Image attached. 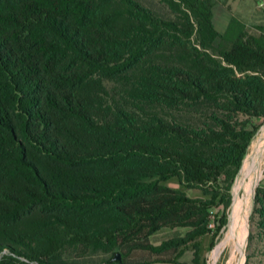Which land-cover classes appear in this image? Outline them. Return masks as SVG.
Returning a JSON list of instances; mask_svg holds the SVG:
<instances>
[{
    "label": "trees",
    "instance_id": "obj_1",
    "mask_svg": "<svg viewBox=\"0 0 264 264\" xmlns=\"http://www.w3.org/2000/svg\"><path fill=\"white\" fill-rule=\"evenodd\" d=\"M212 7L0 0V264L197 261L264 121V25L219 34ZM249 218L264 246L262 187Z\"/></svg>",
    "mask_w": 264,
    "mask_h": 264
},
{
    "label": "rangeland",
    "instance_id": "obj_2",
    "mask_svg": "<svg viewBox=\"0 0 264 264\" xmlns=\"http://www.w3.org/2000/svg\"><path fill=\"white\" fill-rule=\"evenodd\" d=\"M229 7L235 11V16L231 17L239 19L247 27L264 25V0H213L212 24L215 22L217 28L221 24L223 10L229 13ZM254 124L257 126L255 135L230 189V203L224 211L225 222L219 230L212 232L210 237L203 236L201 238L198 248L202 254L197 258L195 264H245L246 262L248 264H264V246L254 242L247 244L248 234L254 231L249 218L253 195L257 187L264 186V121L258 119L254 121ZM251 164L255 169L252 168L251 171H248ZM166 184L171 188H176L174 180H170ZM186 196L195 197L198 194L188 191ZM237 203L239 208L234 216ZM210 211L217 217L222 212L221 208H211ZM184 233L185 229L161 230L152 235L149 242L151 245L157 246L163 241L181 238ZM191 246L192 243H189L183 250H191ZM106 257L109 255H85L77 263L104 264Z\"/></svg>",
    "mask_w": 264,
    "mask_h": 264
},
{
    "label": "crops",
    "instance_id": "obj_3",
    "mask_svg": "<svg viewBox=\"0 0 264 264\" xmlns=\"http://www.w3.org/2000/svg\"><path fill=\"white\" fill-rule=\"evenodd\" d=\"M261 3H263V2H261ZM229 10H230L229 13L226 12L225 10H223L224 14L221 16V24L218 26V28L216 26V23L213 22L214 28L219 34L223 33V31L225 30L226 25H227L229 19L231 18V16H235V11L230 7H229ZM254 169H253V171H254ZM257 178H258V176H257ZM263 182H264V180H263ZM262 188H264V186ZM202 237H199L197 239V243H199L201 241ZM197 249H198L197 250V258H199V257H201L200 255L202 254V252L199 248H197ZM191 254H192V250H190V249L183 250L182 254L177 258L176 263L177 264H193Z\"/></svg>",
    "mask_w": 264,
    "mask_h": 264
},
{
    "label": "bare ground",
    "instance_id": "obj_4",
    "mask_svg": "<svg viewBox=\"0 0 264 264\" xmlns=\"http://www.w3.org/2000/svg\"><path fill=\"white\" fill-rule=\"evenodd\" d=\"M252 168H254L253 164H251V166H250V168H249L248 171H251ZM238 205H239V204L237 203V205H236V210H235V212H234V216L236 215V212L238 211V208H239ZM242 211H243V210H242ZM240 228H241V227H240ZM236 232H237V231H236Z\"/></svg>",
    "mask_w": 264,
    "mask_h": 264
},
{
    "label": "water",
    "instance_id": "obj_5",
    "mask_svg": "<svg viewBox=\"0 0 264 264\" xmlns=\"http://www.w3.org/2000/svg\"><path fill=\"white\" fill-rule=\"evenodd\" d=\"M113 261L117 262V263H120V258L118 256V254H116L114 257H113Z\"/></svg>",
    "mask_w": 264,
    "mask_h": 264
},
{
    "label": "built area",
    "instance_id": "obj_6",
    "mask_svg": "<svg viewBox=\"0 0 264 264\" xmlns=\"http://www.w3.org/2000/svg\"><path fill=\"white\" fill-rule=\"evenodd\" d=\"M208 227H210V228H211V227H212V224H209V225H208Z\"/></svg>",
    "mask_w": 264,
    "mask_h": 264
}]
</instances>
